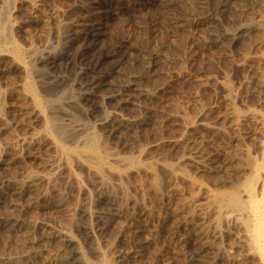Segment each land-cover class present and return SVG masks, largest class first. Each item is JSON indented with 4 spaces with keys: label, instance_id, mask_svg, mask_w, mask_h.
Returning <instances> with one entry per match:
<instances>
[{
    "label": "rangeland",
    "instance_id": "374dc122",
    "mask_svg": "<svg viewBox=\"0 0 264 264\" xmlns=\"http://www.w3.org/2000/svg\"><path fill=\"white\" fill-rule=\"evenodd\" d=\"M0 23V264H261L264 0H0ZM88 139L109 178L67 169Z\"/></svg>",
    "mask_w": 264,
    "mask_h": 264
},
{
    "label": "bare ground",
    "instance_id": "6f19581e",
    "mask_svg": "<svg viewBox=\"0 0 264 264\" xmlns=\"http://www.w3.org/2000/svg\"><path fill=\"white\" fill-rule=\"evenodd\" d=\"M102 11V10H101ZM1 24V23H0ZM75 24V23H74ZM4 25H6V24H4ZM84 26L83 24H81V23H78V24H76V27L77 26ZM96 25V24H95ZM96 26H98V25H96ZM2 28L3 27H1V30H2ZM8 28V27H7ZM87 29V28H86ZM75 30H76V28H75ZM97 30V29H96ZM3 31V30H2ZM5 31H6V29H5ZM1 33H3V32H1ZM1 33H0V35H1ZM5 33V32H4ZM2 35H6V39H7V42L9 43V39L7 38L8 37V34H2ZM2 35H1V39H2ZM4 36H3V39H5L4 38ZM75 37V36H74ZM10 38V37H9ZM76 38V37H75ZM78 38V37H77ZM6 39L5 40H3V41H5L6 42ZM4 43V42H3ZM12 43H13V41H12ZM3 45V44H2ZM13 45H14V43H13ZM12 46V45H11ZM6 48H7V45L5 46ZM13 47V46H12ZM16 47H18V45H16L15 47H13L12 49H10V50H12L13 51V60L15 61V63H17L16 65H19V66H21V67H25L24 66V64H23V62L25 61H23L22 60V54H21V52H20V50L18 49V48H16ZM4 48V47H3ZM1 50V52H2V49H0ZM7 50V49H6ZM0 52V53H1ZM3 52H4V50H3ZM9 52V51H8ZM6 52L7 54H10L11 52ZM5 54V53H4ZM1 55V54H0ZM7 56V55H6ZM9 56V55H8ZM11 58V59H12ZM59 57L58 56H55L53 59H51V63H53V62H55L57 59H58ZM29 62V61H28ZM14 63V62H13ZM30 63V62H29ZM25 64H27L26 62H25ZM32 64V63H31ZM31 64H30V67H33V68H35V64H32V66H31ZM14 66H15V64H14ZM32 68V69H33ZM26 69V68H25ZM31 69V70H32ZM34 70V69H33ZM24 71V70H23ZM26 71V70H25ZM30 77H31V75H30ZM98 78V77H97ZM27 80V79H26ZM102 81V80H101ZM101 81H99V83L97 84V85H95V87L94 88H92V90H94V91H96L97 90V88L102 84H104V82L102 83ZM26 82H28V81H26ZM98 82V81H97ZM30 83H32V81L30 82ZM30 83H25L27 86H26V88L27 89H29L32 93H33V95H34V99L32 98V96H31V98H32V103H33V108L35 109V111H37L36 113L38 114V115H40V114H42L43 115V113H45L44 112V110L42 111V109H41V107H40V103H41V101H40V99L38 98V97H36V94H35V92H37V90L35 89V87H32V85L30 84ZM94 83H96V82H94ZM34 84V83H33ZM94 85V84H93ZM93 85H91V86H93ZM25 87V86H24ZM38 88V87H37ZM36 90V91H35ZM44 99V98H43ZM43 104V103H42ZM44 109V108H43ZM45 115V114H44ZM44 115H43V117H44ZM47 115H45V117H46ZM44 117V118H45ZM51 118V117H50ZM49 118V122L50 121H52L51 119ZM54 121V120H53ZM56 121V120H55ZM46 122V121H45ZM50 124H52V122H50ZM60 124H58V122L55 124V126H59ZM51 126V125H50ZM63 126V125H62ZM66 126H64L63 128H65ZM51 129H56V127H54V125L52 124V127H50ZM58 128V127H57ZM48 129V128H47ZM60 129V128H59ZM59 129H56L55 131H58ZM61 129H62V127H61ZM61 129H60V132L62 133L63 131H61ZM67 129V128H66ZM55 131H52V132H55ZM64 131H67V130H65L64 129ZM49 132H50V130H49ZM51 132V133H52ZM60 132H56V133H60ZM61 133H60V135H61ZM63 133H66V132H63ZM62 133V135H64ZM68 133V132H67ZM94 134H96V133H94ZM57 135V134H56ZM59 135V136H60ZM67 134H65V136H66ZM76 135V134H75ZM55 136V135H54ZM58 137V136H57ZM56 137V138H57ZM73 136H71V138H72ZM101 137V136H100ZM85 138H87V137H85ZM102 138V137H101ZM100 138V139H101ZM55 139V138H54ZM53 139V140H54ZM58 139V138H57ZM73 139V138H72ZM75 139V138H74ZM82 139V138H81ZM81 139H78V140H80V141H82L83 142V140H81ZM56 140V139H55ZM69 140V139H68ZM77 140V141H78ZM89 140V139H88ZM90 140H92V139H90ZM89 140V141H90ZM101 140H103V139H101ZM57 141V140H56ZM76 141V140H75ZM80 141H78V142H80ZM104 141V140H103ZM105 141H107V140H105ZM54 142V141H53ZM60 142V141H59ZM66 142H68V141H66ZM109 142V141H108ZM57 143H58V141H57ZM69 143H71V139H70V142ZM75 143V142H74ZM86 143V142H85ZM102 143V142H101ZM101 143L98 141V140H93V141H90V142H88V145H86V146H83L82 147V145H81V143L79 144V145H81V147H82V149L81 148H78V146L77 147H71V146H69V145H66L65 143L64 144H60L59 143V145H57L58 147V149H60V154H61V156H62V154L63 155H65V156H62V157H65V160H66V162H65V165H66V167H67V169H69L70 171H71V169H72V164H74V163H72L71 164V159H69L70 157V155L69 154H72V156H73V154H75V155H77L78 156V160H79V158H81L87 165V167H89V169L90 170H92L93 172H95V173H97V174H99L101 177H104L108 172L107 171H110V170H113L114 168H116V169H119V166H117V165H113L112 163H111V161H109V158H107L106 156H107V154L105 155V150H104V147H102L101 146ZM110 143V142H109ZM55 143H53V145H54ZM56 145V144H55ZM84 145V144H83ZM103 145V144H102ZM105 147H107L108 148V145H106ZM113 148V147H112ZM106 149V148H105ZM110 148H108L107 149V153H109L110 152V150H109ZM112 150V149H111ZM113 151V150H112ZM111 151V152H112ZM58 152H59V150H58ZM110 154V153H109ZM108 154V156L110 157V156H112L113 157V155H115V157H110V158H112L113 159V161H116L117 160V156H116V154H113V152H112V154L111 155H109ZM69 155V156H68ZM74 155V156H75ZM128 156V155H127ZM69 157V158H68ZM120 156L118 155V158H119ZM124 157H126V156H124ZM77 157H75L74 159L75 160H77L76 159ZM115 158H116V160H115ZM121 158V157H120ZM133 158H134V156H133ZM132 157H131V155H129L127 158H125V160H126V162H129V166L128 167H130L131 166V164L132 165H134V166H137V165H141L140 163V161H142L143 159H141V160H137L136 158L137 157H135L134 159H133ZM61 160H62V158H61ZM64 160V161H65ZM75 160H73L74 162H75ZM78 160H77V162H78ZM119 160V159H118ZM71 161V162H70ZM81 161V160H80ZM120 161H122L121 163H123V161H124V158L123 159H121ZM144 161V160H143ZM125 162V161H124ZM140 162V163H139ZM151 162H153V161H151ZM62 163V162H61ZM60 163V164H61ZM84 163V164H85ZM118 163H120V162H118ZM120 163V164H121ZM147 163V162H146ZM146 163H143L144 165L146 164ZM149 164H146L145 166H144V168L145 169H147L148 171H150L151 173H154V174H152V175H157V173H155V172H157V171H155L156 170V164H153V163H155V162H153V163H150V162H148ZM167 163V162H166ZM59 164V163H58ZM75 164H76V162H75ZM81 164V163H80ZM83 164V163H82ZM115 164H117L116 162H115ZM119 164V165H120ZM126 164V163H125ZM168 164V166L167 167H169L170 168V166L171 165H173V163H171V162H169V163H167ZM170 164V165H169ZM63 165H64V162H63ZM260 165H261V163H260ZM259 165V166H260ZM263 170H264V161H263ZM262 165L260 166V167H262ZM117 166V167H116ZM122 166H125V170L123 171V173L126 171V172H128L127 171V169H126V165H124V164H122ZM133 166V167H134ZM141 166H143V165H141ZM66 167H64L65 168V170H66ZM75 167V166H74ZM81 167V166H80ZM79 167V168H80ZM173 167H175V166H173ZM122 168V167H121ZM120 168V169H121ZM136 167H134V169H135ZM172 168V167H171ZM123 169V168H122ZM131 169V168H130ZM137 169V168H136ZM129 170V169H128ZM146 170V171H147ZM170 170V169H169ZM174 170V169H173ZM173 170H171V171H173ZM68 171V170H67ZM69 171V172H70ZM73 171V170H72ZM115 171V170H114ZM122 171V170H121ZM135 171V170H134ZM76 172V171H75ZM74 171L72 172V174L74 175V174H76ZM89 172V171H88ZM115 172H117V171H115ZM71 173V172H70ZM78 173V172H77ZM80 173V172H79ZM111 173V172H110ZM121 172H119V174H117V175H122V173L120 174ZM128 173H130V172H128ZM115 174V175H116ZM140 174V173H139ZM110 175V174H109ZM106 176H108V174L106 175ZM123 176V175H122ZM153 176V177H154ZM158 176V175H157ZM159 176H160V174H159ZM101 177H100V179H101ZM110 176H108V178H109ZM119 177V176H118ZM125 177V176H124ZM72 178V177H71ZM78 178V177H77ZM80 178H81V174H80ZM107 178V179H108ZM120 178V177H119ZM156 178V177H155ZM155 178H154V180H155ZM158 179H156L157 181H154V182H158V180L160 179V181H161V178H159V177H157ZM50 179V178H49ZM106 179V180H107ZM121 179V178H120ZM76 180V179H75ZM81 180V179H80ZM82 180H83V176H82ZM102 180H103V178H102ZM105 180V181H106ZM122 180V179H121ZM79 181V180H78ZM78 181H76V182H78ZM159 181V182H160ZM79 182H81V181H79ZM122 182H124V181H122ZM153 183V182H152ZM125 184V183H124ZM123 184V185H124ZM154 184V183H153ZM156 184V183H155ZM154 184V185H155ZM80 185H82L81 183H80ZM155 186H159V184L157 183V185H155ZM263 186V184L261 185V187ZM81 187V186H80ZM256 187V184L254 185V182H253V185H252V182H251V184H249V191H248V194H247V197H248V199H247V203H248V213H250V215L252 216V220L254 221V223L253 224H255V226L253 227L254 228V231L253 232H251L252 234H251V240L250 241H252V243H253V246H254V248H255V251H256V254H255V256H258L257 258L259 259L258 260V262L260 261L261 262V264H264V199H257V197H256V195L254 194L255 192H254V190L256 189L255 188ZM156 189H158V188H156ZM159 189H160V187H159ZM256 191V190H255ZM126 192V191H125ZM129 194V193H128ZM127 194V195H128ZM144 210V209H143ZM253 226V225H252ZM253 228L251 229V230H253ZM258 228H259V230H258ZM72 238H70V240H71ZM252 246V247H253ZM110 260V259H109ZM103 264V263H102Z\"/></svg>",
    "mask_w": 264,
    "mask_h": 264
}]
</instances>
